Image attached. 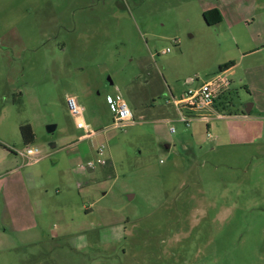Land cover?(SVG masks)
<instances>
[{
	"label": "rangeland",
	"instance_id": "374dc122",
	"mask_svg": "<svg viewBox=\"0 0 264 264\" xmlns=\"http://www.w3.org/2000/svg\"><path fill=\"white\" fill-rule=\"evenodd\" d=\"M230 61L212 118L179 122ZM0 264H264V0H0Z\"/></svg>",
	"mask_w": 264,
	"mask_h": 264
},
{
	"label": "built area",
	"instance_id": "2783aa9c",
	"mask_svg": "<svg viewBox=\"0 0 264 264\" xmlns=\"http://www.w3.org/2000/svg\"><path fill=\"white\" fill-rule=\"evenodd\" d=\"M166 52H168V49ZM228 86L229 82L222 77V74H218L201 84L198 88L188 89L181 98L173 100V105L179 115L178 121L185 126H188L191 120L195 118L208 121L210 119L209 116L201 115L197 117L193 116L192 113L213 108L228 90ZM65 102L68 112L74 120L75 127L84 131L80 139L92 136L95 132L91 131L84 122L83 108L78 105L76 99L73 96H67ZM107 104L113 114V126L120 127L133 121L132 112L118 93L112 97H108ZM216 117L221 118L223 115L216 114ZM170 131L174 132L175 129L172 127ZM17 155L28 161V163H36L41 158L38 149L30 146H26L23 151H18Z\"/></svg>",
	"mask_w": 264,
	"mask_h": 264
},
{
	"label": "trees",
	"instance_id": "16d2710c",
	"mask_svg": "<svg viewBox=\"0 0 264 264\" xmlns=\"http://www.w3.org/2000/svg\"><path fill=\"white\" fill-rule=\"evenodd\" d=\"M205 23L208 26H213L219 24L222 21V16L217 8H211L203 12L202 14ZM234 65L232 61L227 62L219 66V71L224 72ZM19 134L24 146H29L34 142L35 136L31 125L25 123L19 125Z\"/></svg>",
	"mask_w": 264,
	"mask_h": 264
},
{
	"label": "crops",
	"instance_id": "0c3cea01",
	"mask_svg": "<svg viewBox=\"0 0 264 264\" xmlns=\"http://www.w3.org/2000/svg\"><path fill=\"white\" fill-rule=\"evenodd\" d=\"M211 8H216V7H207L204 11H206V10H208V9H211ZM218 9V8H217ZM219 10V9H218ZM203 11V12H204ZM221 13V12H220ZM222 16V15H221ZM230 69V68H229ZM229 69H227L226 71H224V72H221L220 74H225L226 72H228L229 71ZM218 103V102H217ZM216 106H219V104H215L214 106H213V108H211L210 110H206V112H209L210 114H212V113H215L216 112V110L218 109V107H216ZM243 117L245 116V115H242ZM210 117V119L212 118L211 116H209ZM209 119V120H210ZM205 121H207V120H205Z\"/></svg>",
	"mask_w": 264,
	"mask_h": 264
},
{
	"label": "water",
	"instance_id": "95a60500",
	"mask_svg": "<svg viewBox=\"0 0 264 264\" xmlns=\"http://www.w3.org/2000/svg\"><path fill=\"white\" fill-rule=\"evenodd\" d=\"M53 130H54V126H48V127H47V131H48V132H51V131H53Z\"/></svg>",
	"mask_w": 264,
	"mask_h": 264
}]
</instances>
